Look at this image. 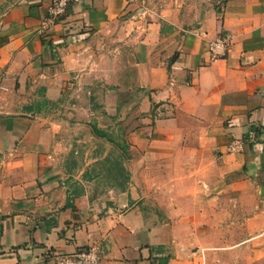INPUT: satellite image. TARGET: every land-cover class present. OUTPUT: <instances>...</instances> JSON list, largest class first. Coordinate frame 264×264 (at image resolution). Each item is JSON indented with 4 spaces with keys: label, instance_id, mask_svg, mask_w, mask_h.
Instances as JSON below:
<instances>
[{
    "label": "crops",
    "instance_id": "0c3cea01",
    "mask_svg": "<svg viewBox=\"0 0 264 264\" xmlns=\"http://www.w3.org/2000/svg\"><path fill=\"white\" fill-rule=\"evenodd\" d=\"M48 5L0 0V264H264V0Z\"/></svg>",
    "mask_w": 264,
    "mask_h": 264
},
{
    "label": "built area",
    "instance_id": "2783aa9c",
    "mask_svg": "<svg viewBox=\"0 0 264 264\" xmlns=\"http://www.w3.org/2000/svg\"><path fill=\"white\" fill-rule=\"evenodd\" d=\"M81 0H49L47 7V18L42 26V30L48 29L56 24L66 13L70 4ZM231 44V36L219 35L211 41L208 50L211 60L215 61L226 57ZM255 133L250 132L249 137L254 138ZM243 151V142L239 139L233 140L227 146L228 153H239ZM53 258L56 264H103V254L99 246L92 245L81 249L73 254L54 253Z\"/></svg>",
    "mask_w": 264,
    "mask_h": 264
},
{
    "label": "trees",
    "instance_id": "16d2710c",
    "mask_svg": "<svg viewBox=\"0 0 264 264\" xmlns=\"http://www.w3.org/2000/svg\"><path fill=\"white\" fill-rule=\"evenodd\" d=\"M257 131H259V130H257ZM97 133H98L99 136H102V137L106 136L105 132H102L101 130H97ZM108 140L112 141V142H115V140L113 138H111V137L108 138ZM118 145H120L124 149H126V147H127L126 144H124V143H119Z\"/></svg>",
    "mask_w": 264,
    "mask_h": 264
}]
</instances>
